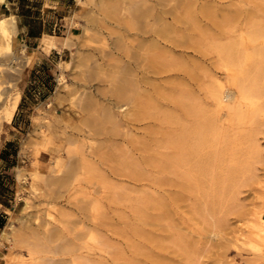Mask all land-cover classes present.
<instances>
[{
    "label": "rangeland",
    "instance_id": "374dc122",
    "mask_svg": "<svg viewBox=\"0 0 264 264\" xmlns=\"http://www.w3.org/2000/svg\"><path fill=\"white\" fill-rule=\"evenodd\" d=\"M236 2L66 0L59 11L66 14L65 20L74 32L66 35L65 46L58 54L44 43L43 47L40 45L28 52L16 36V28L11 36L15 52L12 53L0 36V103L13 95L20 99L21 87L16 81L26 64L34 61L49 64L44 71H33L35 75L25 88L26 97L20 102L21 112L28 116L23 118V126L17 131L18 160L12 159L13 163L9 161L4 166L0 163V175L7 177L3 194L0 186L3 200L0 207L7 215L6 225L0 232V264L5 261L22 264L21 260L28 258L25 243L13 244L7 237L8 223L12 222L16 229L41 228L48 210L56 213L71 231L77 232V240L85 251L96 253L106 262L114 255L116 264H127L130 259L139 257L149 264H189V256L186 258L182 249L184 241L193 247L191 256L196 264H228V260L232 264H264V236L251 230L249 218L255 203L264 201V116L254 122L256 127L259 125L258 129L253 125L260 143L256 155L242 136V129L250 127L239 123L232 131L231 137L236 138V143L230 164L235 170L234 176L244 181L239 183L234 201L229 203L224 199L215 206L214 218L218 223L202 209L200 198L196 203L193 201V194L188 193L186 186L181 189V198L177 200L173 196L181 188L176 189L175 180L178 174L174 166L177 151L174 150L180 144L177 135L191 122L186 107L193 102L201 108V115L210 112L213 100L209 90H217L218 80L233 87L228 82L226 68L220 64L217 45L237 48L243 40L244 47L249 49L261 43L260 36L250 34L254 28L264 29V0ZM182 3L186 6H181ZM201 8H205L207 16L201 14ZM46 17L52 19L54 15L50 12ZM191 17L200 29L205 27L201 32H197ZM226 19L231 21L227 24ZM13 54L17 57L12 58ZM41 75H46L47 82ZM117 84L125 85L127 90L132 84L129 91L134 93L133 102L113 93ZM178 102L181 104L177 105ZM181 143L187 145L186 141ZM83 158H87L86 161L81 160ZM56 160L63 161L64 166L60 163L59 177L50 181L49 178H56L49 176ZM246 163L251 169L242 168ZM34 165L47 175L48 184L33 179ZM186 166L187 163L183 165L184 174L189 172ZM69 167L72 176L66 182L60 181V175L67 173ZM18 169L23 177L17 176ZM183 172V178L187 179ZM147 198L162 201L163 211L156 213L153 201L145 202ZM136 202L139 203L136 205ZM60 207L63 211L59 212ZM153 231L160 235H156V245L146 236ZM28 234L32 239V233ZM178 234L183 237L181 242L176 237ZM101 238L103 242L99 247L96 244ZM146 252L152 253L150 258Z\"/></svg>",
    "mask_w": 264,
    "mask_h": 264
},
{
    "label": "bare ground",
    "instance_id": "6f19581e",
    "mask_svg": "<svg viewBox=\"0 0 264 264\" xmlns=\"http://www.w3.org/2000/svg\"><path fill=\"white\" fill-rule=\"evenodd\" d=\"M186 1H188V0H186ZM234 1H236V0H234ZM256 1H258V0H256ZM237 2H238V0H237ZM177 3H179V1ZM177 3L175 2V5ZM183 3H186V2L183 1ZM193 3L194 2H192V4ZM197 3L198 2H196V4ZM240 3H242V2H240ZM252 3H253V1H252ZM165 4L167 5V2H165ZM182 4H181V6H186V4L185 5L184 4L182 5ZM178 5H180V4H178ZM162 6H164V5H162ZM194 6H195V4H194ZM143 9H144V7H143ZM239 9H242V8L239 7ZM253 9H255V8H253ZM259 9H260V6H258V10ZM180 10H182V9H180ZM200 10L202 11L201 14H203V15L206 14V16L208 15V13L205 11V8H201ZM243 11H245V10H243ZM260 11H262V10H260ZM144 12H145V10L142 11L141 13H144ZM165 12H166V9H165ZM209 12H211V11H209ZM239 12H240V10H239ZM247 12H248V9H247ZM224 13H226V12H224ZM235 13H236V11H235ZM249 13H251V11ZM176 14H178V13H176ZM210 14H212V13H210ZM237 14H239V13L237 12ZM186 15H187V13H186ZM229 15H230V13H229ZM249 15L252 16V14H248V16ZM139 16H141V15H139ZM212 16H213L212 18H214V15H212ZM225 16H227V14H225ZM259 16L262 17V15H259ZM231 17L229 19H231ZM233 17H235L234 13H233ZM238 17L242 18V16H238ZM252 18H253V16H252ZM190 19L194 20L195 18L191 17ZM227 19H226L225 22L228 21ZM234 19H236V17ZM231 20H229V21H231ZM129 21L131 22V19H129ZM248 21L250 22V20H248ZM119 22H122V21H119ZM130 22H128V24ZM228 22H227V24H228ZM133 23H135V22H133ZM15 24H16V22H15L14 15H9V16L3 15V16H0V36L5 39L4 43H5L8 51L12 52V53H15L13 48H12V42H11L12 39H13V38L11 39L12 33L15 31V28H16ZM129 26H131V25H129ZM194 26L197 28V32H201L202 29L205 28V27H203V28L200 29L199 27H201V26H199V24L197 25L195 20H194ZM220 27H217V28H220ZM186 28H187V26H186ZM226 28H227V26H226ZM226 28H224V29H226ZM229 28H231V27H229ZM233 28H235V27H233ZM151 29L152 28H150V30ZM206 29H207V27H206ZM205 31L203 30L204 33H205ZM236 31H238V30H236ZM223 32H224V30H223ZM226 33H225V36H228V35H226ZM229 33L230 32H228L227 34H229ZM250 35L260 36L262 41L260 39H259V41L261 43H258L259 45H257V44L251 45V47H249L250 44H251V38H249V36H247L248 40L250 39V42H249L250 44L246 42L247 44H249V46H248L249 49L246 48V46L244 47V41L243 40L241 42H239L240 45L237 48H233V47L229 46L228 44L227 45H220V46L217 45L216 49L218 51V54L221 57V63H220V61H219V63L226 68V74H227L228 82L233 84V87L229 86L228 83L226 84L223 81H221V80L219 81L218 80V82H217V84H218L217 90L216 89L209 90L210 96H211V98L213 100V107L210 110V112H206L205 111L202 115H201V112H200L201 108L196 103L195 104L193 102L189 103V105L186 107V109L189 112V114L191 115V118H190L191 122H189L190 124H189V126L187 128L186 127H185V129L183 128L181 130V132L178 133L177 139H178L180 144L178 146L176 145L177 147L176 146L175 147H176L177 150H174V151H177V155L175 154L176 157L174 158L175 159L174 160V166H175L176 174H178V179L177 178L175 179L176 176L174 177V179L176 180V184H178L176 189L179 186H181V188H179L180 190L177 189L176 193L173 196H175L176 199L178 200V198L180 197V195L182 193V191H181L182 187L186 186L187 189H188V193L190 192L191 195L193 194V198H192L193 201L196 203L198 198H200L202 209L208 215L213 217V219H214L213 222H215V223H218V219L216 221V219L214 218L215 206H217V204H219L220 202H223L224 199H227L229 201V203L234 201V199L237 198V193L239 192V189H238L239 183H241V181H244V179H240V178L234 176L235 175V170H234L233 167H231V164H230V161L234 158L233 157V155H234L233 147H234V144L236 143V138L234 136L231 137V134H233L232 131L235 128L236 124H239V123L240 124H244V125L247 124L250 127L248 129H245L246 127L244 129H242V136L247 141L248 146L251 149V152H253L252 154L256 155L260 151V143H259L258 137L256 135L258 131L256 132L254 130V126H255L254 122H256V120H257V118L259 116H264V29H262L261 27L254 28ZM221 36H222V34H221ZM204 37H205V35H204ZM250 37H252V36H250ZM197 38H199V37H197ZM120 40H121V37H120ZM143 40H145V39H143ZM199 40H200V38H199ZM199 40H197V41H199ZM121 42L124 44V41L121 40ZM199 42H201V40ZM253 42H255V41H253ZM200 44H202V42ZM205 44H206V40H205ZM125 45H127V44H125ZM194 45H196V44H194ZM117 46H118V44H117ZM16 57H17V55L13 54L12 58H16ZM145 61H147V60H145ZM124 67H126V66H124ZM204 71H207V70L204 69ZM124 73H126V72H124ZM193 73H195V72L193 71ZM226 74H224V76H226ZM198 75H199V73H198ZM214 76H216V74ZM59 78H63V77H59ZM132 78H134V77H132ZM203 79H207V77L206 78L203 77ZM128 80H130V79H128ZM115 81H116V79H115ZM135 82L138 83L137 81H135ZM205 82L206 81L204 80V84H205ZM132 84L135 85L134 82H132ZM132 84H130V87H131ZM204 84H202L203 88L205 87V86H203ZM137 85H139V83ZM124 86L125 85H122V84L118 85L117 84V86L113 90V93H115V95H117V96H119L121 98H124L127 101L132 100V102H133L134 98H135V97H133L134 93L132 94L130 92L131 90L129 91V89H131L129 86H128L129 87L128 90L125 89ZM132 87H134V86H132ZM205 93H206V91H205ZM139 95H141V94H139ZM135 96H136V94H135ZM140 97H138V99ZM196 97H197V95H196ZM142 98H143V96H142ZM136 100H137V97H136ZM174 100H176V98H174ZM0 101H1V96H0ZM145 102H143V103H145ZM178 103L179 104H177V105L181 104L180 102H178ZM135 104H136V102H135ZM17 105H18V97H17V95L10 96V97L6 98L5 100H3L0 103V126L3 123V121H10L12 119L14 111H15ZM139 108H140V106H139ZM183 108H185V107H183ZM110 111H109V114H110ZM106 114H105V116H106ZM125 115H126V113H125ZM107 116H108V114H107ZM189 117H187L186 119H188ZM186 119H185V121H186ZM186 122H188V121H186ZM115 124H117V123H115ZM177 126H179V125H177ZM177 126H176V128H177ZM258 126L259 125L257 124V127L256 126L255 127L258 129L259 128ZM240 127L238 126V128H240ZM185 130L187 131L186 135L184 134ZM181 133H183V134H181ZM183 135H184V137H183ZM183 141H186L187 145L186 144L183 145L181 143ZM41 143H43V142H41ZM41 143H40V145H41ZM38 146H36V148H38ZM38 149H36L35 152H37ZM81 152H82V150H81ZM81 156H82V154H81ZM54 158L56 159V157H54ZM59 159H60V157H59ZM86 159L87 158H83L81 160L86 161ZM61 160H63V159H61ZM63 161L60 162V160H56V162H54V165L50 167L49 171H52V172L49 174V176L50 177H55L56 176V178H51V179L49 178L50 181L53 180V179L57 180V176H58L57 173H60L59 170L61 168L60 163L63 164ZM185 163H187L186 168L189 169L188 174H184L185 170L183 172V165ZM33 164H35V163H33ZM250 165H252V164H250ZM63 166H64V164H63ZM184 168H185V166H184ZM242 168L251 169L250 166L248 165V163L242 165ZM57 171H59V172H57ZM66 172L67 173H65L64 175H60V181L66 182V181L69 180V177H70L71 172H72V168L69 167ZM182 172H183L184 175H186L185 177L187 179L183 178ZM31 173H32V177H33L34 180H40V181H43L46 184H48L47 175H45L44 172L38 166H35L34 169H31ZM17 176L18 177L22 176L21 169L17 170ZM172 182H173V184H175V181H172ZM183 195L184 194H182V196ZM96 198H98V197H96ZM151 201H153L154 209L155 208L157 209L156 213H157V211H161L162 207H164L163 206L164 203L162 201L156 202L155 200L147 198V201H145V202H148L150 204ZM137 203H139V202H136V205H137ZM96 204H97V202H96ZM144 209H145V207H144ZM140 210H141V208H140ZM165 210H166V208H165ZM58 211L59 212L63 211V207H60L58 209ZM160 213L161 212H159V215H161ZM153 214H154V212H153ZM250 214H251V216L249 218L252 221L251 222V230L253 232H256L258 235L264 236V216H262V214H264V201L256 202L255 206L250 209ZM141 217H142V214H141ZM8 224L10 226V230L8 229L9 231H7V230H5V231L7 233V237L9 238V240H11V243L15 244V243H19V242H24L25 245L27 246L28 258H25L24 260H21L22 264H116V261H115L116 256H114V255H112V257L110 259V262L109 261L106 262V260H104L103 258L97 256L96 253L85 251L82 248L83 245L80 242H78V240H77L78 237H79L77 235V232L74 231V230L71 231V229L67 226V224H65L63 222V220H61L56 215V213H54V212H52L50 210H48V212H47L46 220L43 222V224L41 223L42 224L41 228H40V226L39 227L35 226V227H30L29 230H26L25 228L23 229L21 227H19V229H16L12 222H10ZM135 230H137V228H135ZM29 232H30V234L32 233V235L30 236V237L33 236L32 239L29 238V236H28ZM154 232L155 231H153V233L149 232V233H147V235L146 234L145 235L148 237V239H151L153 242H155L154 244L156 245L157 244L156 240L158 238V237H156V235H159V234H158V231H156L155 233ZM175 232H176V230H175ZM176 237H177V239L180 242L183 240V237H182L181 234H178ZM159 240H161V239H159ZM102 242H103V239L101 238L99 243H97L96 245L100 247ZM104 242L107 243L106 239H105ZM183 243L185 245H183L182 249L185 252L186 258L189 256V258H188V261L190 262L189 264H196L194 262V260H193V257L191 256V254L194 251L193 247H191L189 244H187V242L185 243L183 241ZM146 244H147V242H146ZM150 247L152 248V246H150ZM226 247L227 246H225L224 251H225ZM112 248H113L112 251H114V246H112ZM146 254H147V252H146ZM151 254H152L151 252H150V254H147V257L150 258ZM132 256H135V255L133 254ZM156 259H159V258L156 257ZM159 261H160V259H159ZM148 262H149V260H148ZM154 262H156V260ZM164 263H165V261H164ZM227 263L228 264H232V262L230 260H228ZM1 264H9V263L7 261H5V262H3ZM127 264H149V263L142 262V260L139 257V258L130 259L127 262ZM220 264H225V263L220 262Z\"/></svg>",
    "mask_w": 264,
    "mask_h": 264
},
{
    "label": "crops",
    "instance_id": "0c3cea01",
    "mask_svg": "<svg viewBox=\"0 0 264 264\" xmlns=\"http://www.w3.org/2000/svg\"><path fill=\"white\" fill-rule=\"evenodd\" d=\"M66 5V0H1L0 1V16L14 15L16 22V36L20 43L24 45L28 52L34 51V48L50 45L51 51L58 54L60 48H64L66 35L73 33L69 23L65 20L66 14L60 12L59 9ZM52 8V9H47ZM46 11V12H45ZM50 12L54 18L49 19ZM57 12L56 14H54ZM47 34V35H44ZM44 35V37H43ZM32 49V50H30ZM45 53V51H42ZM48 62L38 61L32 62L30 65H25L21 75L16 81L20 85V99L10 121H3L0 126V163L2 166L12 159L18 160V141L17 131L23 125V118L28 116L21 112V100L26 97L25 88L29 85V81L35 74L33 71H44L48 67ZM40 76V75H39ZM42 80L46 81V75H41ZM37 80L39 78L37 77ZM42 80L40 82H42ZM43 83V82H42ZM19 87V86H18ZM6 175H0V186L6 185ZM0 193V195H2ZM3 200L0 198V205ZM0 214L5 217V222L0 227V232L6 225L5 209L0 207Z\"/></svg>",
    "mask_w": 264,
    "mask_h": 264
},
{
    "label": "trees",
    "instance_id": "16d2710c",
    "mask_svg": "<svg viewBox=\"0 0 264 264\" xmlns=\"http://www.w3.org/2000/svg\"><path fill=\"white\" fill-rule=\"evenodd\" d=\"M4 222H5V217L0 214V227L3 226Z\"/></svg>",
    "mask_w": 264,
    "mask_h": 264
}]
</instances>
